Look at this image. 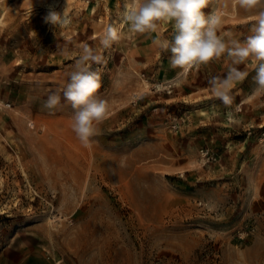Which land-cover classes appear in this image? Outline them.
Returning a JSON list of instances; mask_svg holds the SVG:
<instances>
[{
    "label": "rangeland",
    "instance_id": "374dc122",
    "mask_svg": "<svg viewBox=\"0 0 264 264\" xmlns=\"http://www.w3.org/2000/svg\"><path fill=\"white\" fill-rule=\"evenodd\" d=\"M125 3L0 0V264H264L256 62L222 57L178 76L161 47L172 24L132 33ZM49 4L71 23H46ZM204 11L225 13L226 42L251 34L256 10L236 0ZM110 25L120 39L104 49ZM85 43L104 58L92 69L108 105L87 146L62 97ZM233 66L248 75L225 107L208 81ZM51 92L62 97L54 111L43 107Z\"/></svg>",
    "mask_w": 264,
    "mask_h": 264
},
{
    "label": "clouds",
    "instance_id": "9594fccd",
    "mask_svg": "<svg viewBox=\"0 0 264 264\" xmlns=\"http://www.w3.org/2000/svg\"><path fill=\"white\" fill-rule=\"evenodd\" d=\"M236 3L245 11L256 10L251 34L243 42L237 39L226 42L218 35L225 13L213 11L206 14L204 9L209 0H132L131 3L126 0L121 23L132 33L151 34L158 32L160 22H170L174 28L172 38L163 42L161 47L171 53L170 66L181 70L178 76L186 77L190 70L222 57L230 59L233 65L252 58L256 62L254 91H264V0H236ZM47 8L44 16L46 23L58 27L71 23L66 10L61 16L53 4L47 5ZM119 39V28L110 25L100 37V44L108 49ZM101 63H104V58L88 44H82L81 54L75 59L62 91L63 100L73 109L72 130L85 146L96 134V125L108 116L107 102L96 96L101 87L99 71L92 69L93 64ZM247 75L233 66L225 76H213L208 83L215 98L229 107L233 103V85ZM175 82L179 83V80ZM62 97L59 92H51L43 107L49 111L56 110L61 106ZM228 115L231 118V112Z\"/></svg>",
    "mask_w": 264,
    "mask_h": 264
}]
</instances>
